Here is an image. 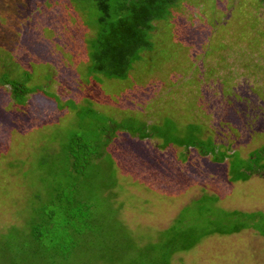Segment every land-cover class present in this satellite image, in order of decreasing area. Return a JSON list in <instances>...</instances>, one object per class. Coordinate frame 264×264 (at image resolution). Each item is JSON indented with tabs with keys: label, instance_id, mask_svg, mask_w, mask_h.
<instances>
[{
	"label": "rangeland",
	"instance_id": "374dc122",
	"mask_svg": "<svg viewBox=\"0 0 264 264\" xmlns=\"http://www.w3.org/2000/svg\"><path fill=\"white\" fill-rule=\"evenodd\" d=\"M94 1L0 0V264H120L109 262L106 251L119 242L116 227L133 238L134 262L138 247L159 232L182 228L189 249L171 264H264V239L248 232L264 225V59L249 41L264 31V9L243 0L254 16L246 26L253 34L228 45L223 33L236 34L246 14L223 8L238 0H179L170 19L154 24L153 42L154 52L172 46L167 52L178 53L181 63H162L161 74L135 67L128 80H109L85 66ZM215 53L228 58L223 68ZM201 57L199 71L190 72L189 63ZM185 78L195 81L196 102L189 110L183 105L187 112L178 106L169 117L177 124L165 125L170 101L159 89ZM13 81L21 84L17 100ZM243 92L249 99L239 97ZM144 119L161 122L155 129L164 130V139L200 142L199 150L210 153L122 134ZM252 172L256 178L246 183ZM80 209L91 215L72 219ZM246 210L263 216L249 220ZM69 246L75 249L64 252L66 260L54 258Z\"/></svg>",
	"mask_w": 264,
	"mask_h": 264
},
{
	"label": "trees",
	"instance_id": "16d2710c",
	"mask_svg": "<svg viewBox=\"0 0 264 264\" xmlns=\"http://www.w3.org/2000/svg\"><path fill=\"white\" fill-rule=\"evenodd\" d=\"M97 1L98 0L94 1V3L92 4V7H95L98 13L95 10V12L97 13L95 14L97 23L95 29V36L93 37L94 38L92 43L93 47L91 48V53H90L91 58H89L87 60V63H85L86 67L87 66L90 67L91 65L89 70L92 73L90 74H98V76L100 75L109 80H126V79L128 80L131 70H135V67L137 69H140L141 66H143L144 68L148 67L150 69L157 68L159 73L161 74L160 67L162 63L164 62L169 63L172 66H174V64L177 62L178 63L175 65L181 63L182 58L176 56L179 55L178 53H176L175 51L171 53L167 52L169 50L172 51L174 50V48H171L172 46H170L169 48L165 47L164 50L158 47L157 50L154 52L155 44L153 42V38H154L153 32L157 30L156 25L154 24L157 22H164L170 19L172 15V10L175 8V6L178 5L179 0H100L98 2ZM242 2L243 0H238L235 3L233 1L230 2L227 1L226 6L223 8L226 13L234 9L232 12L238 17L241 13L246 14L244 15V17H241V19H243L245 22H237L238 18L236 17V22L238 24V26L234 30L236 34L230 35L228 33H223V38H225L226 43L228 45L229 44L235 45L240 40L239 37L241 36V34L243 35L245 34V36L246 34L247 35L253 34L250 29H246V26L248 22L254 18V16L252 15L251 11L247 9L245 10L243 8ZM245 2L247 3V0H245ZM255 2L257 3V5H261L259 9H264V0H255ZM211 5H212L211 7L212 10H215L216 4H211ZM92 7H88V8H92ZM257 10L254 8V11ZM193 28L195 29V27ZM214 29L215 28L211 26L210 34H209L210 36L212 35ZM242 29L244 30V32ZM171 34L174 35V33ZM257 34L259 35H256L249 40L251 43L250 45L252 46L250 47V49L252 51L258 52L264 59V41L260 39L262 37L264 38V31H259L257 32ZM207 42L208 41H206V43ZM260 42L262 45H258L260 44ZM206 49L208 50L209 47H206ZM162 51L165 54H162ZM205 53H207V55L209 54V52L206 50ZM215 54L216 56L219 55L218 53ZM157 58L160 59L157 60ZM217 58L219 62L216 63L220 68H223L222 66H224L225 63H227L228 58L224 55L221 57L217 56ZM203 59L204 57H201V59L198 61V64H196L197 60L189 63L191 69L190 72L199 71V65L202 61H204ZM246 69H248V67H246ZM7 76L8 75H5V78ZM6 79H9V77H7ZM164 79H167V77ZM190 82L195 84V81H193L192 79L186 81L185 78L178 84L176 83L169 84L171 85V87H169L168 89L164 90L162 86V88L159 89L160 91L158 90L159 91L158 94L161 93L160 95L162 98L166 97L170 101L169 102L170 107L167 109L168 113L166 114L164 113L163 115H161L162 117H164L165 125L166 123L167 124L170 123L172 125L177 124L174 121H172L169 117L174 116L179 111L178 106L181 107L184 104H186V107L188 106L190 108V105L195 104L197 88H196V84H195V88L191 87ZM162 83L166 84L165 80H162ZM12 84L13 86L18 85L15 88V95H14V97H16L17 100L18 98H20L21 91L19 90V85L21 84L16 81H13ZM230 85L231 84L229 83L228 92H231V90L233 91V88L230 87ZM247 87L248 90L249 88H251L250 85L248 84ZM243 94L244 92L242 94L239 93V97L242 96L246 98V95ZM258 94L260 95V93ZM188 96H192V98L195 99H189ZM229 98L231 97L229 96ZM246 99L242 100L240 98L235 101V103L237 102L240 104L237 105L241 107L240 110L246 107ZM157 100H159V98L155 100L151 99L147 107L153 109L152 105ZM137 106H138L137 111H139V114L144 116L146 111L145 110L146 107H142L144 106V104L142 102H138ZM183 108L186 109L184 106ZM185 112H187V109L185 110ZM126 114L127 113L123 115ZM130 115L132 116L135 115V109L132 110L129 116ZM147 121L148 120L146 119L142 120L140 122L141 125L138 128L133 129L132 132L129 131L130 129L128 130L124 129L122 134H127L130 137L137 136L139 139L147 138V140H153L154 138H156L159 141L164 140L162 143V148H167L168 146H176V147H185L187 150L189 148H196L199 150L197 146L200 145V142L198 143L190 142L186 145L183 144L178 145L177 143L173 142L171 139H169V141L164 139V136H162L161 134V132L164 130H158L159 128L155 129V127L163 125L161 124V122L157 121L151 123L152 125H148ZM152 130L153 132H151ZM208 138L213 139L211 138L210 135ZM76 144L77 141L72 139V147H71L73 148L72 150H75L74 147L77 146ZM262 150H264V148ZM200 152L202 154L210 153L204 151L203 152L200 151ZM75 159L77 160V157ZM252 175L253 172L251 174L247 173L245 180L249 179ZM196 202H198V200H196ZM90 211L84 212V210L80 209L77 213L72 212L71 218L76 221L77 220L84 221L89 217V215H91ZM259 214H260L258 215L259 218L263 216L261 213ZM254 215H252L249 218V220H252V217H254ZM87 222L83 225L86 230L90 227ZM256 226H254L253 228L257 229L260 234H264L263 233L264 225H261L259 229L256 228ZM116 228L118 231L117 238L119 242L111 243V246L107 247L106 251L108 252L107 256L109 262L118 261V263L120 264L121 263L122 264H128V263L171 264L169 262H171L170 260L175 254L189 249V248L188 249L185 248V246H187L185 243L187 242H184V239L186 238L188 232H184L183 229L180 228L177 229L178 232L174 231L173 233V231L168 229L166 232L165 231L159 232L160 234L156 236V240L150 243L148 247L146 246L144 248L138 247L137 250L138 260L134 262L132 260V247H131V245L134 244L133 238L127 234L129 233V231L124 230L121 227L119 228L116 227ZM190 231H193V228ZM71 233L73 234L72 236L73 243L77 244L79 241L77 238L76 230L73 229ZM114 234L115 231L114 230L111 231L110 234H108V239L111 238ZM74 249L75 248L72 246L66 248H59L58 250L60 254L54 251L55 252L54 258L58 257L60 259L66 260L68 255H66L64 252L69 251L71 253V251H73Z\"/></svg>",
	"mask_w": 264,
	"mask_h": 264
},
{
	"label": "crops",
	"instance_id": "0c3cea01",
	"mask_svg": "<svg viewBox=\"0 0 264 264\" xmlns=\"http://www.w3.org/2000/svg\"><path fill=\"white\" fill-rule=\"evenodd\" d=\"M253 178H256V177H254V176L252 175L249 179L246 180V183L249 182V181H250L251 179H253ZM258 179L262 181V179H260V178H258ZM259 196H260V194H259ZM260 200H261V199H255L254 201L257 202V203H261ZM247 201L250 202L251 200H247ZM247 203H248V202H247ZM248 204H249V203H248ZM246 212L249 213V214L246 213V217H251L252 215H250V214H253V213H256V212H262V211H261V210H254V211H247V210H246ZM263 213H264V212H263ZM263 213H261V214L263 215ZM253 215H254V214H253ZM258 215H259V214H255L254 217H252V220H253V219H257V218H259ZM253 227H254V226H253ZM248 232L257 233L260 237H262V239H264V236H263L262 234H260L259 231H258L257 229H255V228H253L252 230H250V231H248Z\"/></svg>",
	"mask_w": 264,
	"mask_h": 264
}]
</instances>
